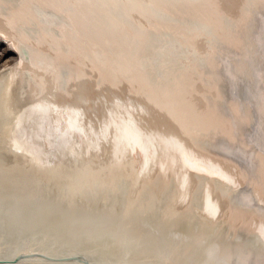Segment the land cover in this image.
<instances>
[{"label": "bare ground", "instance_id": "6f19581e", "mask_svg": "<svg viewBox=\"0 0 264 264\" xmlns=\"http://www.w3.org/2000/svg\"><path fill=\"white\" fill-rule=\"evenodd\" d=\"M0 264H264V0H0Z\"/></svg>", "mask_w": 264, "mask_h": 264}, {"label": "rangeland", "instance_id": "374dc122", "mask_svg": "<svg viewBox=\"0 0 264 264\" xmlns=\"http://www.w3.org/2000/svg\"><path fill=\"white\" fill-rule=\"evenodd\" d=\"M1 41V40H0ZM8 46L0 42V68L11 65L14 62V56L11 54Z\"/></svg>", "mask_w": 264, "mask_h": 264}, {"label": "water", "instance_id": "95a60500", "mask_svg": "<svg viewBox=\"0 0 264 264\" xmlns=\"http://www.w3.org/2000/svg\"><path fill=\"white\" fill-rule=\"evenodd\" d=\"M11 54L14 56V57H16V52H11Z\"/></svg>", "mask_w": 264, "mask_h": 264}]
</instances>
